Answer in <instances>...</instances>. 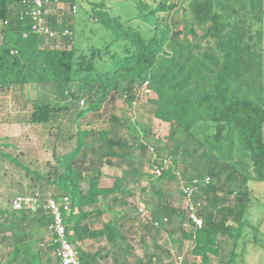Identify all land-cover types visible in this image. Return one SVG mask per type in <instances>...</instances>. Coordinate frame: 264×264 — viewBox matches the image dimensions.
<instances>
[{
    "label": "trees",
    "instance_id": "trees-1",
    "mask_svg": "<svg viewBox=\"0 0 264 264\" xmlns=\"http://www.w3.org/2000/svg\"><path fill=\"white\" fill-rule=\"evenodd\" d=\"M127 1L136 6L144 25L124 23L101 0L88 11L111 34L86 47L72 34L57 47L31 30L32 0H0V91L29 83L43 86L45 93L32 102L29 122L58 124L59 142L67 147L56 155L49 174L58 190L54 195L71 201L64 217L69 239L83 264H108L110 256L113 264H120L124 252L135 255L134 248L119 220L100 202L142 183L152 164L151 154L147 169L143 164L149 144L131 117L112 116L98 127L82 118L124 95L133 106L137 91L148 82V90L157 95L151 100L153 115L170 127V138L176 141L171 154H183L179 178L192 182L211 177L210 183L196 185L192 197L199 204L201 228L188 225L186 207L174 206L161 190H156L158 202L149 218L161 221L159 227L178 220L193 244L190 254L200 259L197 264H234L242 224L249 222L246 186L250 180L264 182V0ZM59 2L70 3L73 13L78 0L46 4L47 22L62 31L69 28L68 18L48 11ZM78 101L84 107L79 104L76 119L70 121L71 103ZM226 143L228 159L222 155ZM242 151L250 155L256 177L232 161L233 153L244 156ZM105 166L121 170L111 186L102 185ZM176 175L171 169L158 179ZM105 214L102 226L95 227ZM50 222L44 208H0V260L62 264L54 253ZM225 237L234 246L224 262ZM154 264L165 263L159 259Z\"/></svg>",
    "mask_w": 264,
    "mask_h": 264
},
{
    "label": "rangeland",
    "instance_id": "rangeland-1",
    "mask_svg": "<svg viewBox=\"0 0 264 264\" xmlns=\"http://www.w3.org/2000/svg\"><path fill=\"white\" fill-rule=\"evenodd\" d=\"M101 0H78L76 11L72 13L70 3L59 2L51 4L50 13L68 18L67 24L76 36V43L86 47L90 43H101L111 34V31L90 17L92 4ZM181 1V0H179ZM106 6L114 16H118L126 24L138 26L145 22L137 15V8L127 0H104ZM264 33V17H263ZM53 46L60 47L62 39L53 41ZM264 83V77H263ZM43 86L36 83L26 84L20 88L15 86L9 90L0 91V208L12 210L13 198L22 193L38 194L42 198L58 193L52 183L49 172L56 164V155L67 150L65 144L58 139V124H34L29 122L32 111V102L44 94ZM157 95L153 91H144L133 106L126 99L118 97L115 101L106 104L104 108L95 113H89L82 121L98 127L108 122L112 116L131 117L133 125L151 146H155L160 156H171L174 160L176 172H182L185 162L182 153L171 154L176 141L170 138V127L160 122L153 115L154 105L151 102ZM83 101L72 102L68 120L77 117L78 108L84 107ZM124 133L127 131L122 130ZM229 143L222 148V155L229 158ZM217 151V150H216ZM236 156L233 153L232 161H237L242 171L250 176H257L250 161V155ZM249 154V153H248ZM150 152L143 157L144 167L149 164ZM11 156V157H9ZM102 185L111 186L120 169L105 166ZM39 173L43 178L38 177ZM177 178H154L151 171L142 179V183L128 188L127 193L114 194L101 198L100 206L116 217L127 238L134 248L135 255L123 253L120 264L136 262L144 264L154 256L153 263L159 259L165 264H197L199 258L192 256L193 244L183 235L180 222L175 220L164 227L154 226L152 220L153 207L158 202L156 190L165 193L166 198L174 206L185 209L187 199L183 193V184L179 175ZM49 180V181H48ZM155 187V189L153 188ZM246 188L250 192L245 220L243 223V236L238 242L237 259L234 264H264V182L250 180ZM244 188V190L246 189ZM137 197V198H135ZM139 198V200H138ZM233 200L234 196L231 197ZM141 209L143 212H141ZM107 214L95 220V227L100 228ZM187 226V224H186ZM224 262L228 261L233 249V240L225 237ZM99 243L95 244V248ZM1 247V246H0ZM158 257V258H156ZM188 257V258H187ZM187 258V260H186ZM7 257L0 260V264H7ZM112 256L108 257V264H113Z\"/></svg>",
    "mask_w": 264,
    "mask_h": 264
},
{
    "label": "built area",
    "instance_id": "built-area-1",
    "mask_svg": "<svg viewBox=\"0 0 264 264\" xmlns=\"http://www.w3.org/2000/svg\"><path fill=\"white\" fill-rule=\"evenodd\" d=\"M48 1L49 0H32V4L28 11V14L32 17L31 30L35 33L47 36L52 41H57L72 35L73 32L70 28L58 31L47 22L45 17V6ZM144 91H149L148 82H145L144 86L137 91V97L133 101V105L137 103L141 93ZM123 98L126 99L127 95H124ZM148 149L152 157L150 171L154 178L162 177L166 171L171 169L180 177V172H176L174 160L171 156H159L156 147L150 144ZM181 181L183 184L184 196L188 200L186 203L187 224H192L197 228H201L203 226V218L200 217L197 212L199 204H195L192 197L197 192L196 185L210 183L211 177L206 176L203 180L196 178L192 182ZM70 202L68 196L57 198L54 194H50L48 197L42 198L38 194L22 193L13 198L11 207L14 210H37L39 208H44L51 217L48 228L53 234L55 243L57 244L54 253L59 257L62 264H83L76 246L69 239V233L64 220L65 212H70L71 210ZM141 212H143L142 209ZM163 222L167 223L168 218H164ZM152 223L157 227L161 225V221L159 220H153Z\"/></svg>",
    "mask_w": 264,
    "mask_h": 264
}]
</instances>
